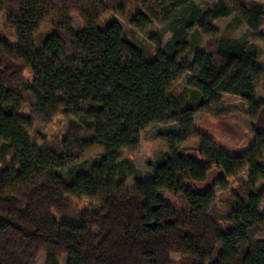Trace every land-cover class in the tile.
I'll return each mask as SVG.
<instances>
[{
  "label": "trees",
  "instance_id": "1",
  "mask_svg": "<svg viewBox=\"0 0 264 264\" xmlns=\"http://www.w3.org/2000/svg\"><path fill=\"white\" fill-rule=\"evenodd\" d=\"M189 1L143 0L132 24L144 30L160 10ZM106 11V0H0V153H12L0 176V264H38L42 253L48 264L64 257L67 264H175L174 255L183 257L181 264H264V129L254 126L245 149L221 150L195 125L196 115L220 105L223 94L239 96L258 119L264 109L255 101L264 82L258 51L221 37L190 62L177 36L147 59L118 22L100 25ZM72 12L84 19L80 31ZM231 15L261 36L264 5L255 0H218L190 27L219 36L215 22ZM8 28L16 45L1 37ZM46 31L37 48L35 36ZM187 72L189 83L176 91ZM25 104L29 115L22 113ZM58 113L82 126L71 128L59 147L42 150L32 131ZM170 124L178 128L161 133L169 150L151 166L154 175L133 190L115 181L117 169H133L130 154L149 128ZM193 139L201 142L196 155L185 151ZM96 149L104 154L88 173L83 160ZM213 169L222 175L198 190ZM246 170L252 190L233 191L224 228L212 205L232 186L228 179ZM68 195L98 199L99 207L77 211Z\"/></svg>",
  "mask_w": 264,
  "mask_h": 264
},
{
  "label": "rangeland",
  "instance_id": "2",
  "mask_svg": "<svg viewBox=\"0 0 264 264\" xmlns=\"http://www.w3.org/2000/svg\"><path fill=\"white\" fill-rule=\"evenodd\" d=\"M218 0H190L187 4L179 7H170L168 10H160L159 18L152 19L148 26L141 30L132 24L133 16L139 12H143V0H106L107 11L100 20V25L106 26L111 21L118 22L122 28L128 33L134 42L139 44L146 52L147 59L153 58L160 48H165L169 43L173 42L177 36L179 41H184L187 50L182 59L190 62L193 61L196 50H208L219 43L221 37H233L247 42L254 47L259 53V64L264 68V25L260 29L261 36L250 30L247 24L236 23V16L231 15L227 18H220L215 22V26L219 29L220 35L213 37H205L197 34L191 26V21L198 13L207 12ZM264 5V0H255ZM75 31L84 28V19L78 12L70 14ZM197 25V22H195ZM2 32V31H1ZM50 33L46 31L35 36L37 48H40L45 37ZM15 32L10 28L6 29V33L2 32L1 37L8 38L9 41L16 45L17 40L14 37ZM261 37V39H257ZM24 76L29 80H33L31 69H26ZM192 77L191 72L183 75L178 82L176 91L182 90L189 83ZM222 103L218 106H212L207 112H200L195 117V125L198 131L206 134L218 142L221 150L245 149L251 145L255 138L254 126L257 125L264 129V109L259 113L254 110L246 101L239 96L223 94ZM256 102H264V82L259 83L256 91ZM22 113L31 114L28 104L23 105ZM80 120L74 116H66L63 113L55 115L54 120L49 125H44L38 120L36 130L32 131V135L38 136L37 145L40 149L45 150L47 147H59V141L68 136L71 128L81 127ZM176 124L167 126L155 125L149 128L144 136V140L139 148L130 154L133 169L125 165L122 169L116 170L115 181H123L125 186L133 190L136 183L140 179L150 178L154 175L151 166L159 160L165 152L169 150L167 139L162 135L163 132L176 131ZM38 131V132H36ZM201 142L193 139L185 145L186 153L196 155ZM104 152L94 150L87 154L83 161H88L83 168L88 173H94L96 169H92L90 162L100 158ZM12 160V153H0V176L2 171L6 169ZM264 165V159L262 160ZM247 173L245 172L230 177L228 181L232 186L223 192H220L216 202L212 205V212L224 228H228L227 219L231 216L232 204L236 201L233 191H251L252 188L247 185ZM222 175L220 169H213L209 178L205 182H198L196 188L200 191L212 186L219 176ZM72 207L77 211H93L98 209V199H91L85 196L75 197L67 196ZM264 212V204L261 206ZM58 217V215L56 214ZM49 255L42 253L39 256L38 264H48ZM175 264H181L183 257L174 255ZM68 258L64 257L62 264H67Z\"/></svg>",
  "mask_w": 264,
  "mask_h": 264
}]
</instances>
